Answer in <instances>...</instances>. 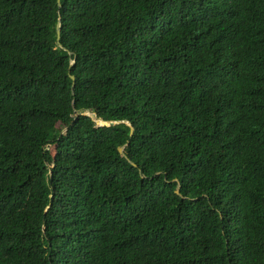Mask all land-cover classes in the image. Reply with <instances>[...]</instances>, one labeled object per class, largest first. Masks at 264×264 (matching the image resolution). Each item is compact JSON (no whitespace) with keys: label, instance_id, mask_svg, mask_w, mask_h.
Wrapping results in <instances>:
<instances>
[{"label":"trees","instance_id":"trees-1","mask_svg":"<svg viewBox=\"0 0 264 264\" xmlns=\"http://www.w3.org/2000/svg\"><path fill=\"white\" fill-rule=\"evenodd\" d=\"M0 264H264V0H0Z\"/></svg>","mask_w":264,"mask_h":264},{"label":"water","instance_id":"water-1","mask_svg":"<svg viewBox=\"0 0 264 264\" xmlns=\"http://www.w3.org/2000/svg\"><path fill=\"white\" fill-rule=\"evenodd\" d=\"M58 5H59V7L62 6V0H58ZM60 38H61V21H60V19H59L58 24H57V40H58L59 45H60L61 47H63V46L61 45V43H60ZM69 54L72 55L73 53H72L71 51H69ZM71 79H72V81H73V85H72V87H74L75 79H76L75 75H71ZM87 114L90 115V116L93 118V120H94L97 124H100V125H102V124H113V123H115L114 121H104L102 118H99L96 114H94V113H92V112H90V111H88ZM129 125L131 126V134H132L133 129H134V128H133V125H132L131 123H129ZM123 150H124L123 147H119V151H120L121 153H124ZM177 192L179 193V190H177Z\"/></svg>","mask_w":264,"mask_h":264}]
</instances>
